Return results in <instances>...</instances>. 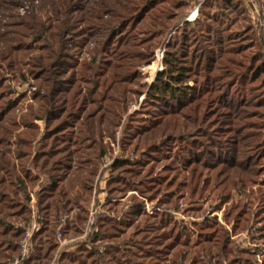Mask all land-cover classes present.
Here are the masks:
<instances>
[{"label":"rangeland","instance_id":"374dc122","mask_svg":"<svg viewBox=\"0 0 264 264\" xmlns=\"http://www.w3.org/2000/svg\"><path fill=\"white\" fill-rule=\"evenodd\" d=\"M177 1L185 4L178 12L187 13L184 21L189 23L180 33L182 18L170 21ZM240 2L246 18L225 12L222 0H0V39L16 37L13 42L18 44L11 45L20 48L17 61L25 57L16 67L0 60V107L13 104L5 123L14 121L19 127L12 130L6 150L14 174L0 175V193L7 195L0 205L6 207L3 212L19 211L8 185L13 175L26 174L34 181L27 190L29 220L32 210L42 215L37 195L53 174L62 176L53 168V161L62 158L45 165L42 155L44 149L63 146L46 137L55 126L40 118L43 110L36 97L50 91L46 86L55 88L56 97L76 88L82 108L64 106L59 123L66 120L70 130L57 139H76V134L92 139L69 146L73 151L88 145L72 159L70 171L82 176L86 187L69 189V196L77 198L58 229L71 218L83 217L82 210H88V218L90 211L105 216L96 247L99 254L116 259L109 254L106 264L110 259L111 264H264V32L258 23L264 18V0ZM65 10L75 19L64 37L67 48L60 63L48 61L38 73L31 63L45 53L46 43L34 41L26 29L33 25L29 17L54 29ZM248 25L251 34L244 28ZM174 53L186 56L188 67L182 83H172L176 95L150 92L158 73L169 72L164 61ZM104 106L109 108L104 122L95 119L102 128L88 138L85 115L97 108L90 113L94 116ZM60 107L59 101L54 115ZM30 110L39 115L34 116V138L24 128L33 121ZM106 120L114 128L108 129ZM172 120L174 131L160 128L151 141H140L151 134L140 136L139 130ZM29 220H10L8 230L25 229ZM80 237L65 238L77 240L59 248L56 236L50 264H57L62 252L74 250ZM177 240L186 245L178 246ZM81 252L65 263L102 264L90 250Z\"/></svg>","mask_w":264,"mask_h":264},{"label":"trees","instance_id":"16d2710c","mask_svg":"<svg viewBox=\"0 0 264 264\" xmlns=\"http://www.w3.org/2000/svg\"><path fill=\"white\" fill-rule=\"evenodd\" d=\"M222 1L226 7L225 12H230L231 10L230 13H233L236 16L240 15V18H246L244 14L245 12L244 7L241 4L240 0H222ZM64 2L65 1H62V3ZM184 6L185 4H182V1H177V3L174 5V9L176 11L175 15L170 20V21L176 22L178 18L179 19L182 18L181 22H184V23L180 27L181 30H179V33L183 30V28L187 29L189 26V23L184 21L185 19L188 18L187 13H185L183 16H179L178 11H181L182 9H184L185 8ZM159 14H161V12ZM60 16L63 17V20L60 23V25H58L57 27H54V29L52 28L54 31H52V29H48L42 26V23L38 21L37 17H34V16L29 17L33 25L26 29L30 30L31 34L34 35V41L36 42L40 41V42L46 43V46L43 45L45 46L43 47V50H45V53L38 55L35 58V61L33 62L28 60V62L30 63L32 62L31 64L33 65L31 66L33 68H36L38 70L37 71L38 73L40 71L46 70V68L48 67L47 65L48 61L49 62L51 61L54 64L60 63L59 61H60L61 55L63 51L66 50L65 48H67L64 43V37L69 36V32L71 30L70 24L72 22H75V19L71 17L70 13H68L67 10L62 11ZM158 18L159 17L152 18L150 20L151 23H154L155 20H158ZM32 19L35 21H33ZM91 19H94V17H91ZM194 20L190 21V23L197 22ZM244 28L248 29L247 33L249 34H251V32L253 31V27L250 25ZM22 34L21 32L14 33L15 36H20ZM182 35H183V39L187 37L186 32H183ZM14 38L16 37H13L10 39H0V60L6 62L7 65L10 67H12L13 65L14 67H16L17 65H20L23 60H25L24 59L25 57H23L22 60L19 59L17 61V59L20 57L19 56L20 48H18V46L12 47L11 44H18L17 43L18 40L16 42H13ZM215 42H216V39H215ZM181 54L174 53L171 56L172 58L171 60L165 58L164 64L167 68L170 67L169 72L166 71V72L158 73V75L156 76L154 80L152 87L150 88V92L151 91L155 92L164 97L166 94H168L167 96H172V97L173 95H176V92H175L176 90L173 88L172 83L174 84L182 83L185 77V73L187 72V69H188V67L186 66L187 57ZM30 59L34 60L32 57ZM210 62L211 60H209V63ZM167 76H168V81H164L163 79L167 78ZM43 87L44 85L42 86V88ZM53 88L54 87H52V89H49V87L46 86V89L50 91L44 94H41V92H39V94L36 97V100L37 99L40 100L39 108L43 110V115L40 118L43 119V117L45 116L44 117L45 123L50 124V126L51 124H54L55 126L47 130L46 137L52 138L53 142L61 143L62 144L61 146L63 147L56 146L50 151H47V149H44L45 153L44 155H42V157L46 158V160L43 161L42 164L50 165L51 160L57 157H61L62 159L53 161V168L61 170L62 176L53 174V177L51 178L52 181L49 179L46 185L42 186L40 193L37 195V203H38L41 214L45 217V220H44V224L41 230L36 235L33 236V245L35 247V252L29 258L26 264H50L51 263L52 258L54 256V252L57 247L56 245L57 229L61 224V220L64 216V212L67 209L69 203L72 204L75 198H77V197L72 198L71 196H69V192H71L69 191V189L70 190H75V189L83 190L86 187L84 185H83L84 187L82 186V183H83L82 176L80 175L71 176L70 171L72 170V167H71L73 163L72 159L78 154H81L83 149L85 150L88 149L87 148L88 145L82 147L83 149L81 148V146L73 151L72 150L70 151L69 149L70 147L71 148L73 147L76 141L79 142L80 140L79 145H82L83 142H89L92 139L82 138L78 134H76L77 135L76 139L71 137V135H68L67 138L62 137L61 139H57L58 138L57 136L59 134H65V132H67L66 130H70V127L67 124L66 120L65 122L61 121L59 123V121L62 120V118H60L61 114L65 112L64 106H67L68 104L69 108L78 107V109L80 110L82 108V103L79 106L80 103L77 101V98H79V90L77 91L76 88L74 89V91L73 89L71 91L70 89L69 90L67 89L63 95L61 94V97H56L55 96L56 90L53 91L55 89ZM66 94H68V97ZM59 101L62 107H60L58 109V113L54 115L53 113L55 112V110L53 111L52 109L58 105ZM13 108H14L13 104L10 102L5 103L4 107H0V175L1 176L5 173H7L8 175L14 174L13 172L14 167L12 166L10 159L8 160V158L10 157L9 154H11V152L6 151V150L8 149V146H7L8 143L11 142L12 140L11 138L14 135L13 131L15 129H18L19 127H18V124L14 121H10V123H7V122L5 123V120L9 119V116L11 115ZM102 108L103 109L100 112L96 113L94 116H92V114H94L97 108L93 110L92 112H90L92 114L88 113L85 115L86 117H85L84 124L89 134L88 138L91 135L92 136H95V134L97 135L102 128L103 124H100V120H98L97 122L95 121V119L98 118V119H101L102 123L104 122L102 121V120H105V118L103 117L106 115V110L109 108L107 106H104ZM35 110H30L28 115H31L32 112ZM112 115L115 116V112H112ZM34 116L37 117L39 115L32 114L30 116L32 117V120H33L31 121V123H24L25 121L23 122L24 128L28 129L27 131H30V133H27V136L30 138H34L36 136L34 132H37V129H36L37 126H35L33 123L36 119V117ZM106 122L105 124L108 129L114 128L113 126L114 124H111L110 120H106ZM172 122L173 123L167 121L163 125L161 124L157 125V127H152L149 130L145 129L142 131V133H139L141 131L139 130L138 135L140 136H144L145 134H151V136L144 137L145 139H143L142 137L140 141L143 144H145L147 142L146 141L147 138H148L147 140L149 141H151L152 138H154L153 134H157V133L159 134L161 133L160 131L163 132L166 130H168V132L174 131L175 126L177 124L175 120H172ZM158 129H160V131ZM155 130H158V131H155ZM71 131H73V129H71ZM167 134L165 136L168 137ZM46 140L47 138L45 139V142H48ZM60 140H63V141L60 142ZM19 144L26 145L27 143L25 141H19ZM43 147L48 148L49 143H43ZM24 156L25 155H20L19 157H24ZM12 177L14 179V182L9 183L8 188L12 190L11 194L16 199L15 206L19 208V211H15L7 215L3 212L4 210H2V209H6V207L3 206L2 208H0V222H1L0 223V238L3 240L0 242V264H8L13 259V257L18 253L19 242L24 233V226L20 228L18 227L17 229L10 228V230H8L9 229L8 224H10L9 221L19 219V221L25 224L29 220V215H30V210L28 206L29 197H28L27 190H28L29 185L30 186H32V184L34 185V181L30 179L29 177H27L26 174L21 178L16 177L15 175H13ZM56 179H58V181ZM83 180L85 179L83 178ZM3 184H4V180L0 178V188ZM87 189H88L87 191L89 192L88 187ZM0 194H1L0 195V205H1L3 202L2 199L6 198L7 195L4 193H0ZM82 212H83L82 213L83 217H81L80 219H78L77 217L75 219L71 218V220H69L64 227L61 226V231H62V235L64 236V238H68L71 236L78 237L82 235L83 230H84L83 226L87 222V218H88V215H87L88 210L87 212L86 211L84 212L82 210ZM103 218L105 219V216H101L100 214L98 215L95 214L94 225L92 227L91 234H89L86 239L76 243V245L74 246V250L62 252L61 255L59 256L57 264H66L65 262L70 258V256L73 253L76 252L78 254H81L82 253L81 251H83L84 249L90 250L91 251L90 253L95 255V260L99 259L100 262L103 261L104 264H106L104 257L107 255L109 256L110 253L101 255L99 254V250L96 247V244L97 242H99V239L101 237V233H100L101 227H100L99 222ZM78 220H79V223L76 222ZM176 244L178 246L186 245V243L181 242L180 240L179 241L177 240ZM170 245H167V246L170 247ZM89 246L90 248H88ZM165 247L166 245L162 247L160 252H162L164 250L163 248ZM109 249L111 251L112 248L111 247L108 248L107 246V250ZM111 257H112V254H110L109 258ZM112 258L116 260L115 257H112ZM103 262L101 263L103 264ZM111 262L112 260L110 259L108 263L111 264Z\"/></svg>","mask_w":264,"mask_h":264},{"label":"built area","instance_id":"2783aa9c","mask_svg":"<svg viewBox=\"0 0 264 264\" xmlns=\"http://www.w3.org/2000/svg\"><path fill=\"white\" fill-rule=\"evenodd\" d=\"M260 28L264 32V18L261 21H258ZM31 204H34V198H31ZM32 208L34 205L31 206ZM96 214V211H90L89 218L87 221V225L85 227V230L83 231L82 235L78 240H84L87 238L89 234L92 232V227L94 225V215ZM43 216L40 215L38 212H34L32 210V215L30 217V220L28 222L27 227L24 229L23 236L19 243V250L17 257L13 258L8 264H25L27 259L30 258V255H32L35 252V248L33 245V236L38 231H40L43 221ZM57 238L59 240V248H62V246L71 244L75 242L77 239H71L66 240L65 238H62L61 230L58 229L57 232Z\"/></svg>","mask_w":264,"mask_h":264},{"label":"bare ground","instance_id":"6f19581e","mask_svg":"<svg viewBox=\"0 0 264 264\" xmlns=\"http://www.w3.org/2000/svg\"><path fill=\"white\" fill-rule=\"evenodd\" d=\"M155 63V62H154Z\"/></svg>","mask_w":264,"mask_h":264}]
</instances>
